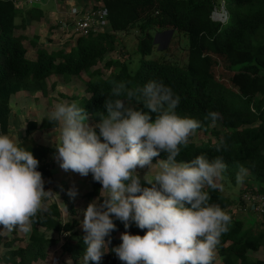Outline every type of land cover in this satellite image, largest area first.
<instances>
[{
    "label": "trees",
    "instance_id": "16d2710c",
    "mask_svg": "<svg viewBox=\"0 0 264 264\" xmlns=\"http://www.w3.org/2000/svg\"><path fill=\"white\" fill-rule=\"evenodd\" d=\"M17 1L0 0V133H10L12 97L22 92L48 97V81L53 77L66 80L83 78V74L88 77L85 97H61L84 107L94 124L99 119L96 113H106L103 102L112 81H124L133 88L149 80L162 81L181 97L177 113L199 120L201 127L196 132L214 138L201 145L190 138L177 160L186 162L201 154L209 159L220 156L227 165L223 179L236 185L235 175L242 165L248 169L246 180L259 184L264 192V0H222L227 5L221 7L229 6L226 17L213 15L218 9L216 0H86L89 6L108 10L107 31L92 34L87 41L78 38L69 52L47 54L38 49L35 59L27 58L26 38L18 32L27 27L26 18L39 21L44 13L34 8L24 12L25 4L18 7ZM131 33L137 36L135 54L140 55V61L108 60L120 44V36ZM163 33L184 39L185 46L177 51L178 56L170 58L172 46L164 49L158 42ZM184 51L187 62L180 55ZM51 87L55 89V85ZM210 111L220 114L215 123L205 119ZM39 127L42 130L58 128L47 120ZM39 127L36 122H28V136L19 145L33 153L39 161L37 170L50 184L55 164L49 160L55 157V148L29 136ZM221 137L228 149L217 152L215 143ZM165 158L166 154L161 153L153 158V163ZM86 178L90 190L81 199L91 203L99 197L101 185L90 174ZM59 190L63 193L60 199L65 211L52 203L31 225L27 239L16 237L3 241L0 237V248L6 249L0 254L1 262L38 264L45 262L50 249L57 246L63 258L83 264L85 233L80 227L83 215L78 219L79 213L69 201L68 186L61 185ZM210 195V202L219 204L232 217L229 231L221 237L216 249L221 263L264 264V258L251 257L264 252V227L247 228L234 215V200L221 191ZM114 223L116 228L110 234L109 248L121 243L120 235L125 231L141 236L146 231L134 224L126 230L119 220L114 219ZM18 242L26 243L24 247L14 248ZM100 264L122 262L109 252Z\"/></svg>",
    "mask_w": 264,
    "mask_h": 264
},
{
    "label": "clouds",
    "instance_id": "9594fccd",
    "mask_svg": "<svg viewBox=\"0 0 264 264\" xmlns=\"http://www.w3.org/2000/svg\"><path fill=\"white\" fill-rule=\"evenodd\" d=\"M213 15L226 17V7ZM59 17L51 21L61 38ZM180 102L162 81L134 88L112 81L103 102L106 113H96L95 124L88 123V113L76 102L56 103L48 112L47 121L59 128L54 146L59 167L83 177L90 174L101 185L99 197L83 210L80 221L83 264H100L109 252L122 264H214L232 217L210 202V193L223 191L227 165L220 156L209 159L204 154L177 160L201 127L199 120L177 113ZM219 118L216 111L205 115L213 123ZM227 149L221 137L215 150ZM161 153L166 158L153 163ZM38 165L30 150L0 133V237L14 230L28 233L38 215L47 211L52 192L45 190ZM138 169L147 171L141 176ZM247 176L248 169L238 166L236 184H244ZM68 195L74 198L76 192L70 189ZM114 219L126 230L134 224L146 231L143 236L125 231L121 243L109 248Z\"/></svg>",
    "mask_w": 264,
    "mask_h": 264
},
{
    "label": "rangeland",
    "instance_id": "374dc122",
    "mask_svg": "<svg viewBox=\"0 0 264 264\" xmlns=\"http://www.w3.org/2000/svg\"><path fill=\"white\" fill-rule=\"evenodd\" d=\"M58 4H64V0H38V2L34 3L32 6H28L27 8H34V9H40L43 12L45 11H52L54 12L57 8H58ZM216 4H217V8H220L222 5H225L222 3V0H216ZM227 5V4H226ZM68 6H69V10L71 9V1H68ZM79 10H81L80 7H78ZM226 8H229V6H226ZM88 10V9H87ZM86 10V11H87ZM85 11V9H84ZM85 11V12H86ZM84 12V14H85ZM58 13V11H57ZM62 13V12H60ZM83 14V15H84ZM83 15H79L76 19L77 21L79 19L82 18ZM59 21L62 22H67L69 20H71L73 23H75V16L73 14L68 15L66 18L63 19V17H59V19H57ZM43 23L44 27L46 29H48V26L45 24V22H41L38 21L36 22L33 27L30 28V36H32V32H34L35 30L38 31L37 28H40L41 24ZM72 24L68 23V27L71 28ZM58 27L54 26L52 28L49 27V29L52 31H55ZM73 27L66 33H62L61 38L58 40L57 37H55V39L52 38H46L45 41H43L41 43L42 46H46L48 44L47 41H52L55 42L54 47L56 46L57 48L55 49H49L46 50L47 54H50L53 51H56L58 49V51H63V52H69V49L73 48L76 46V40L78 39L79 36H77L73 30ZM27 31V30H26ZM26 31H23V33L25 34ZM107 31V30H106ZM104 31V32H106ZM109 31V30H108ZM55 35L56 31L54 32ZM173 33L171 34H167V33H163L158 37V42L162 45V48L164 49H168L170 46H172V50L169 51V57L170 58H174L175 56H178L179 54L177 53V51L179 49H182L185 46L184 43V39L182 37L179 36H175L172 37ZM51 37V36H50ZM88 38H86L85 40L87 41ZM120 44L117 46L116 51L114 54L108 56V60L109 59H130V61L133 62H139L140 61V55H138L137 53L135 54V50L137 47V36L135 33H131L128 35H122L120 36ZM187 42V39H186ZM25 46H27L26 44H24ZM28 47V46H27ZM28 52H27V58L28 59H34L35 58V50L31 49L30 46L27 48ZM51 50V52H50ZM57 51V52H58ZM133 55V56H132ZM181 57L183 58V60L185 62H187V53L186 51L182 52V54H180ZM133 57V58H132ZM135 64V63H134ZM105 75H107V73H105ZM216 76H218V73H216ZM88 77L86 75L83 74V78H73L71 80H66L62 77H53L51 79H49L48 81V85L50 86V92H49V96L43 98L42 95L40 93L38 94H30V93H23L21 94L22 96H20V108L21 110L27 109V110H37L36 113L39 112V117L38 120L39 122L37 124H39V126H41L42 122L44 120L47 119H43L44 114H48L49 111L52 110V108L54 107V105L56 103L59 102H66L61 96H66V97H77V98H83L85 97V82L87 81ZM52 85H55V89H52ZM26 116L28 117V113H26ZM28 123V122H27ZM88 123L90 125L94 124L93 121L88 119ZM219 124H218V128H219ZM43 131H48V130H43ZM58 135H59V128L58 131L53 132V136L50 137V139H54L58 142ZM192 138V142H194L197 145H201L202 143H206L207 141H214V138H211L210 136H204L203 134L200 133H195L194 136L191 137ZM147 171V169L144 170H140L138 169V172L140 173L141 176H143L145 174V172ZM71 172V171H70ZM56 173H58V171L56 170ZM60 173V172H59ZM64 173V171H63ZM68 176V175H67ZM63 178V180H62ZM72 178V179H71ZM85 180H87L86 178L84 179L83 177H81V175H71L69 182L68 180L64 179V176L59 175L57 176L56 179V186H61V185H67L68 189H72L76 192L75 197H70V202L74 204L77 212L79 213L78 219L81 218V220L83 219V216L80 217V214L83 215V210L87 208L89 202H87L86 200H82L81 196L82 194H84L85 192L90 190V186L88 184V182H85ZM223 183V191H221L224 195H226L228 198L234 200L235 205H234V215L241 219L244 223L245 226L247 228L249 227H254L256 230L259 227H262L261 223L259 222V219H261V217L255 213V212H248V213H244V203H245V199L244 196L246 195L245 193V189H248L246 191L252 190V194L256 193L257 188H255L254 186L256 184H254L253 182H250L249 180H245V183L242 185H232L229 180L227 179H223L222 180ZM254 185V186H253ZM56 194H59L60 198L62 196V192L59 190V188L56 190ZM59 197H57L56 199L58 200V203L60 205V208L62 210L65 211V208L63 206V203L61 202V199ZM64 216L66 218V213H64ZM80 217V218H79ZM252 259H263L264 258V252L260 251L257 254H253L251 255ZM219 257L217 255H215V260H214V264H218ZM68 261L71 264H76L75 261H71V259L69 258H63L62 257V250L55 246L52 247L50 249V253H49V257L45 262H40L39 264H69ZM0 264H5L3 262L0 261ZM77 264H81L78 263ZM89 264V263H88Z\"/></svg>",
    "mask_w": 264,
    "mask_h": 264
},
{
    "label": "crops",
    "instance_id": "0c3cea01",
    "mask_svg": "<svg viewBox=\"0 0 264 264\" xmlns=\"http://www.w3.org/2000/svg\"><path fill=\"white\" fill-rule=\"evenodd\" d=\"M68 1H71V9L70 10H69V6H68ZM76 7H80L82 10V9H86V8L88 9L90 6L86 0H64V4H58V8L54 12H52V11L43 12L44 18H42L39 21L45 22V24L48 26V29H46L47 27L45 28L43 23H42L40 28H37L38 31L35 30L34 32H36V33L32 32L33 35L30 36V34H31L30 28L33 27V25L36 22H38V21H31V17H30V18H26V20H28L27 21V27L25 29H21L18 32V34L25 36L26 39L24 40V44H26L28 47L30 46L31 49L35 50V52L38 49L45 50V51L52 49L54 47L55 42H52L50 40L47 41L48 44L46 46L41 45V43L43 41H45L46 38L55 39V37H57V35L54 34L55 31H53V30L51 31L49 29V27L52 28L54 26V22H52L51 20H55L56 18L54 19V17H55V15H58V14H60V16L63 17V19L66 18L68 15H71V13L74 11V9H76ZM30 9L31 8H27V7L23 8L24 12H27ZM57 11H58V14H57ZM60 12H62V13H60ZM67 22L69 23V22H71V20H69ZM18 23H19V21H18ZM55 23L58 25V21ZM23 31H26L25 34L23 33ZM57 39L59 40L60 38L57 37ZM55 48H57V47L55 46L53 49H55ZM57 51H58V49L56 51H53V52H51V50H50L51 53H55ZM35 57H36V54H35ZM23 93H25V92L18 93L17 95L13 96L11 99V103H10L12 112H11L10 119H9V123H10L9 124L10 125L9 136L11 138H13L14 140H16L18 143L22 142L28 136L27 122L38 123L39 122L38 117L40 115L39 112L36 113L37 112L36 109L35 110H30V109L29 110H27V109L21 110L19 102H20V96H22L21 94H23ZM26 113H28V117L26 116ZM46 118H47V114H44L43 119H46ZM38 127H39V124H38ZM55 131H58V128L50 129L48 131H43L39 127L36 131L31 132L29 134V136L31 138H34L36 141L46 145V146L54 147L56 145L57 141L54 139H50V137L53 136V132H55ZM49 161L54 162L55 172H54L53 182L50 184L47 182L45 177L42 175L43 180L45 182L44 186H46L45 190L46 191L50 190L52 192L51 196L48 198L49 201L46 203V206H48L52 203H57L59 205L58 200L56 199L57 197L60 198L59 194H56V190L59 188V186H56L57 176L62 175V176H64V179L68 180V182H69L71 175H79V174L74 173L71 170H69L67 172L62 170L59 167V164H58L57 160L55 159V157L50 158ZM56 170L58 171V173H56ZM63 171H64V173H63ZM81 177H83V176H81ZM83 178L85 179L86 177H83ZM62 180H63V178H62ZM85 182H88V179L85 180ZM254 187L259 188L260 185L256 184ZM69 200H70V198H69ZM249 211H250V213L251 212L253 213L252 210H250L248 207L247 208L245 207L243 212L248 213ZM259 222H262L261 225H263L262 227H264V217L259 219ZM30 231H31V229H30ZM30 231L28 233H24V232H21L18 230H14L11 234H9L6 237H2V238H3V241H8V240L14 239L16 237L27 239L30 235ZM14 232L16 233V235H14ZM25 243L26 242L17 243L16 245H14V248L24 247ZM5 251H6V249L2 246L0 248V254H3ZM218 261H219L218 264H222L220 259ZM68 263L71 264L69 261H68ZM216 264H217V262H216Z\"/></svg>",
    "mask_w": 264,
    "mask_h": 264
},
{
    "label": "built area",
    "instance_id": "2783aa9c",
    "mask_svg": "<svg viewBox=\"0 0 264 264\" xmlns=\"http://www.w3.org/2000/svg\"><path fill=\"white\" fill-rule=\"evenodd\" d=\"M38 0H18V7L24 4L32 6ZM87 8L85 9V11ZM84 9L79 10L78 7L71 13L75 16V23L72 24L71 28L78 38H88L92 34L104 33L108 29V10L104 7H93L90 6L85 12ZM85 12V14H84ZM84 14V15H83ZM83 15L81 19L77 21V17ZM71 28L68 27V22H61L62 33L68 32ZM72 30V33H73ZM262 187L257 188L256 193L252 194V190L246 191L244 196L245 205L257 213L259 216H264V192L261 190ZM248 190V189H246Z\"/></svg>",
    "mask_w": 264,
    "mask_h": 264
}]
</instances>
